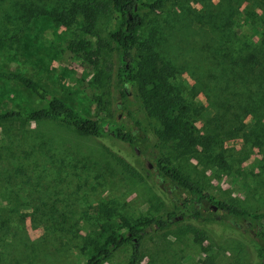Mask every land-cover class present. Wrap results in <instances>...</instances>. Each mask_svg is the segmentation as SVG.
<instances>
[{"label":"rangeland","instance_id":"rangeland-1","mask_svg":"<svg viewBox=\"0 0 264 264\" xmlns=\"http://www.w3.org/2000/svg\"><path fill=\"white\" fill-rule=\"evenodd\" d=\"M74 4L0 0V67L30 76L91 118L130 128L134 119L144 120V132H137L147 141L131 148L109 134L81 136L58 122L0 123V264H76L100 226L163 214L169 184L152 188V180L131 176L115 156L130 164L138 156L145 174L146 168L154 172L160 151L216 198L264 212V78L242 77L230 63L239 43L229 51L227 42L235 33L259 43L239 15L248 8L264 16V0H172L146 16L143 37L173 66L169 83L183 98L199 142L185 150L171 142L154 149L155 122L133 95L120 103L111 81L109 19L100 16L91 33L82 34L81 24L64 27L48 18ZM80 38L98 51L96 63L68 50ZM20 91L0 80V110L16 104ZM246 220L179 222L143 241L141 264H264V240L254 236V224L243 231ZM130 254L127 245L103 264H127Z\"/></svg>","mask_w":264,"mask_h":264},{"label":"trees","instance_id":"trees-1","mask_svg":"<svg viewBox=\"0 0 264 264\" xmlns=\"http://www.w3.org/2000/svg\"><path fill=\"white\" fill-rule=\"evenodd\" d=\"M169 1L172 0H76V4L69 9L61 13H50L48 18L54 24L64 27L81 24L84 31L82 34H90L100 16L109 19L108 39L116 64L111 81L121 100L120 103H125L128 96L133 95L141 105L146 118L155 122L157 128L154 127L152 131L155 137L154 149L158 148V144L171 142L185 150L199 142L193 134V126L187 119V106L183 98L169 83V78L173 76L175 70L158 57L150 38L143 37L146 16ZM239 18L241 24H251V39L257 35L260 41L255 44L249 42L245 34L238 37L235 33H228L229 51L234 50L231 46L234 42L239 43L234 50L237 51L236 59L230 63L240 67L244 78L255 79L254 74L264 78V16L246 8L240 11ZM67 47L76 55L82 53L88 63L97 62L94 57L98 55V51H89L88 42L81 38L76 45L67 44ZM0 80L21 89L18 92L20 95L17 97V103L0 110V123L58 122L71 127L81 136L102 139L109 134V137L131 148L140 147L145 140L147 141L145 133L142 138L137 132V129L144 132L142 125L144 120H135L130 113L128 114L134 119V128L120 124L115 119L101 121L91 118L73 109L24 73L0 67ZM261 97L263 100L264 97ZM119 105L117 108L121 107ZM242 110L246 112V108ZM115 157L131 176L145 182H149L148 179L152 180L150 183L152 188L161 183H168L171 193L170 206L163 214L156 216L139 217L132 221L121 219L116 228L100 226L99 231L85 242L84 258L76 264H103L114 252L127 245L131 247L127 264H141V244L147 237L186 220L201 222H215L218 219L228 221V218L264 220V212H248L206 192L199 184L172 166L160 151L153 158L154 172L146 168L145 174L141 173V160L138 156H135L132 164Z\"/></svg>","mask_w":264,"mask_h":264},{"label":"flooded vegetation","instance_id":"flooded-vegetation-1","mask_svg":"<svg viewBox=\"0 0 264 264\" xmlns=\"http://www.w3.org/2000/svg\"><path fill=\"white\" fill-rule=\"evenodd\" d=\"M258 222L260 221H253V220L247 219L244 223L245 228L243 229V231L245 232L246 230H250L252 224H254L253 226L254 236L256 237L257 240L259 239L264 240V224L260 225Z\"/></svg>","mask_w":264,"mask_h":264}]
</instances>
